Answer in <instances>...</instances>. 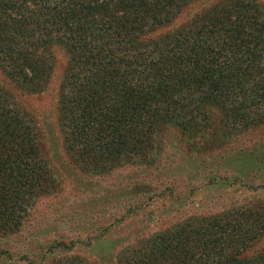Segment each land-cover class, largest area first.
<instances>
[{
    "label": "trees",
    "instance_id": "obj_1",
    "mask_svg": "<svg viewBox=\"0 0 264 264\" xmlns=\"http://www.w3.org/2000/svg\"><path fill=\"white\" fill-rule=\"evenodd\" d=\"M52 46L64 53L53 90L61 148L89 172L150 164L163 126L209 153L205 135L216 141L264 125V4L257 0H0L3 235L19 231L27 205L51 182L29 104L47 88ZM244 158L235 156L229 177L242 187L236 173ZM156 166L159 173L170 164ZM115 261L264 264V196L187 216L122 246ZM67 264L88 263L72 256Z\"/></svg>",
    "mask_w": 264,
    "mask_h": 264
},
{
    "label": "rangeland",
    "instance_id": "obj_2",
    "mask_svg": "<svg viewBox=\"0 0 264 264\" xmlns=\"http://www.w3.org/2000/svg\"><path fill=\"white\" fill-rule=\"evenodd\" d=\"M50 53L53 68L47 88L33 94L29 105L35 107L33 120L51 182L27 205L19 231L0 233V264H67L72 256L88 264H116L122 246L150 233L190 215L205 216L252 195L264 196V125L231 135L219 131L216 141L205 135L212 157L188 147L180 130L167 125L156 136L159 153L146 166L120 164L97 173L79 168L62 151L56 126L53 90L64 53L57 46ZM218 118L214 112L216 127ZM242 154L245 158L238 163L236 176L243 187L229 179L235 156ZM174 163L182 167L171 171ZM167 164L170 167L159 173L152 170ZM221 176L226 180L218 185ZM250 186L255 187L254 193Z\"/></svg>",
    "mask_w": 264,
    "mask_h": 264
}]
</instances>
